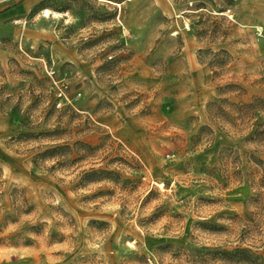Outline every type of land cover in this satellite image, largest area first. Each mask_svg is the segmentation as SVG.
Instances as JSON below:
<instances>
[{
	"label": "rangeland",
	"instance_id": "374dc122",
	"mask_svg": "<svg viewBox=\"0 0 264 264\" xmlns=\"http://www.w3.org/2000/svg\"><path fill=\"white\" fill-rule=\"evenodd\" d=\"M115 1L0 0V264H264V0Z\"/></svg>",
	"mask_w": 264,
	"mask_h": 264
},
{
	"label": "trees",
	"instance_id": "16d2710c",
	"mask_svg": "<svg viewBox=\"0 0 264 264\" xmlns=\"http://www.w3.org/2000/svg\"><path fill=\"white\" fill-rule=\"evenodd\" d=\"M246 108L250 109H264V100H258V103L254 106V104H248L245 106ZM258 125V123H256ZM257 133L264 135V130H257Z\"/></svg>",
	"mask_w": 264,
	"mask_h": 264
},
{
	"label": "bare ground",
	"instance_id": "6f19581e",
	"mask_svg": "<svg viewBox=\"0 0 264 264\" xmlns=\"http://www.w3.org/2000/svg\"><path fill=\"white\" fill-rule=\"evenodd\" d=\"M42 16L44 17H58L60 16V13L59 12H56V11H50L49 9L45 8L42 10Z\"/></svg>",
	"mask_w": 264,
	"mask_h": 264
},
{
	"label": "crops",
	"instance_id": "0c3cea01",
	"mask_svg": "<svg viewBox=\"0 0 264 264\" xmlns=\"http://www.w3.org/2000/svg\"><path fill=\"white\" fill-rule=\"evenodd\" d=\"M102 1H104V0H102ZM107 1H109L108 3H112V4H114V3H118L117 1H115V0H107ZM106 2V1H105Z\"/></svg>",
	"mask_w": 264,
	"mask_h": 264
}]
</instances>
